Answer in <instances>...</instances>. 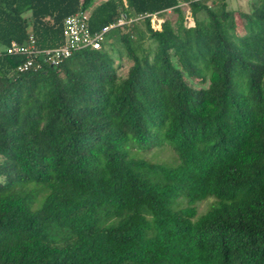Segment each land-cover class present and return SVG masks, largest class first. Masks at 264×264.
<instances>
[{"label":"trees","instance_id":"16d2710c","mask_svg":"<svg viewBox=\"0 0 264 264\" xmlns=\"http://www.w3.org/2000/svg\"><path fill=\"white\" fill-rule=\"evenodd\" d=\"M249 7L0 0V264H264V0ZM86 9L91 31L143 17L17 70L12 40L56 46ZM163 146L173 163L144 156Z\"/></svg>","mask_w":264,"mask_h":264},{"label":"built area","instance_id":"2783aa9c","mask_svg":"<svg viewBox=\"0 0 264 264\" xmlns=\"http://www.w3.org/2000/svg\"><path fill=\"white\" fill-rule=\"evenodd\" d=\"M186 4L189 6L187 2H179L178 6L180 8H183V5ZM183 11L185 14V23L187 25H193L194 21L190 12V7L188 8V10ZM89 13L90 10L86 9L67 15L63 21V41L56 46H38L36 38L32 32L28 34L27 39L23 42H17L15 40H12L10 44L6 47V51L10 54H20L24 56L23 60L17 65V70L24 71L30 68L31 66H34L35 57L37 56L41 57L44 61L56 63L60 59L71 55L75 50L84 47H90L93 49L100 48L105 42L106 34L110 28L116 25H121L126 21H131L133 19L138 20L143 17V15L140 14L126 20L124 15H122L120 18L117 19L116 22L104 25L97 31H91L88 25ZM146 15H149L150 23L153 27H160V25L155 26L154 22L158 21L160 24L163 21L159 17L161 14H159L158 12H153L148 13ZM38 65L39 63H36V66Z\"/></svg>","mask_w":264,"mask_h":264},{"label":"rangeland","instance_id":"374dc122","mask_svg":"<svg viewBox=\"0 0 264 264\" xmlns=\"http://www.w3.org/2000/svg\"><path fill=\"white\" fill-rule=\"evenodd\" d=\"M100 1H103V0H95V3H98ZM251 2H252V0H227L228 7L231 8V9H234V10H238V9L249 10V8H250L249 5H250ZM188 8H189V6L186 4V5H183L182 10L186 11V10H188ZM159 17L162 20H164L165 18H168V19L171 20V22H175V20L177 19V12L172 10V9H168V10L164 11L163 14H161ZM236 19H237V22L240 21L238 16L236 17ZM154 24H155V26L161 25V23L159 24L158 21H155ZM139 26L142 29L144 28L143 24H140ZM146 43L147 44H152V42L150 40H147ZM116 48L122 49L120 44H116ZM123 53H124V51H123ZM119 61L122 63L121 70L123 72H125L126 68L128 67V65L130 64L131 61L129 59H127L126 56H124V55H123L121 60L118 59V62ZM193 80H194V82L190 79V82L193 83V84H195V82L198 81V79H193ZM196 85H199V84L197 83ZM144 156H146L148 159L153 160V161H164V162H167V163H173L174 159H176V154L168 146H163V147H160V148H152L151 150H148L144 154ZM212 203H213V198L212 197L203 199L201 201H198L196 203L197 213L200 214V213L205 212L210 207V205ZM180 205H185V201L181 200L180 201Z\"/></svg>","mask_w":264,"mask_h":264}]
</instances>
